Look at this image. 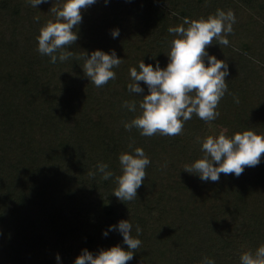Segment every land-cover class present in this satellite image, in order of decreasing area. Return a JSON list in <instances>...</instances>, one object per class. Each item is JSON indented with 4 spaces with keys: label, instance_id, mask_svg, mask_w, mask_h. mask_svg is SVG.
<instances>
[{
    "label": "trees",
    "instance_id": "obj_1",
    "mask_svg": "<svg viewBox=\"0 0 264 264\" xmlns=\"http://www.w3.org/2000/svg\"><path fill=\"white\" fill-rule=\"evenodd\" d=\"M63 2L47 0L34 8L26 0H0V264H74L85 248H127L118 232L103 235L121 219L130 220L131 234L142 242L126 264H200L204 257L240 264L245 244L256 246L255 238H264V202L252 205L248 199L264 190V153L239 177L221 173L219 181L204 182L184 168L204 155L200 141L211 135L210 121L193 113L174 136L126 129L125 122L141 114L143 100L128 91L130 68L138 69L141 60L166 67L176 37L157 28L140 33L147 25L142 13L111 26L107 17L120 13L123 1L99 0L82 10L74 27L78 39L66 46L74 55L53 64L39 53L37 36L56 21L51 9ZM216 3L211 15L231 9L236 16L229 44L214 40L208 47L229 65L225 94L234 101L218 104L217 119L229 136L248 128L264 134V89H253L251 82L264 71V0ZM181 24L178 18L172 22ZM115 28L117 38L111 35ZM96 49H115L122 61L113 69L115 79L102 87L82 69L83 53ZM242 82L250 87L248 96L241 94ZM124 101H135L136 111ZM136 147L151 164L137 196L122 202L113 194L122 174L119 155ZM98 162L114 175L104 180Z\"/></svg>",
    "mask_w": 264,
    "mask_h": 264
},
{
    "label": "clouds",
    "instance_id": "obj_2",
    "mask_svg": "<svg viewBox=\"0 0 264 264\" xmlns=\"http://www.w3.org/2000/svg\"><path fill=\"white\" fill-rule=\"evenodd\" d=\"M26 2L37 8L47 0ZM97 2L64 0L59 10L52 8L51 11L56 13V21H49L40 29L37 36L39 53L49 56L53 64L57 60L64 62L72 57L74 53L66 46L78 39L74 27L82 21V10ZM104 2L107 4L109 0ZM235 22L236 16L231 9L227 12L217 9L214 15L210 14L207 18L184 17L183 24L170 26L168 32L176 38L171 41L170 51L166 53L167 66L162 68L157 61L153 67L141 60L139 70L136 67L130 68L128 91L143 96L139 104L142 112L130 122H125L124 127L129 131L135 127L143 136H152L157 132L174 136L181 133L184 123L192 118L193 113L206 122L215 120L220 115L217 111L219 101L228 91L226 77L229 75V65L225 60L210 54L208 47L214 44V40L215 44L228 45L227 35L232 33ZM111 35L113 38L119 37V28L113 29ZM81 58L84 61V74L97 87L115 79L116 72L113 69L122 62L115 49L110 52L96 49L90 55L85 51ZM141 81L147 86V94ZM123 106L129 111H136L135 101H124ZM200 143L204 155L186 165L184 170L197 175L204 182L219 181L221 173L239 177L246 166L258 165L264 153V134H258L252 129L238 131L231 136L221 131L217 136H207ZM119 161L122 174L116 177L118 186L113 194L122 202L131 201L144 183L146 167L151 164V159L142 147H136L131 153L122 152ZM97 169L103 174L104 180L114 175L107 163L98 162ZM132 228L129 219H121L103 232L105 237L110 231L118 232L127 248L121 244L101 248L98 252L85 248L74 260V264H126L131 261L134 250L142 243L138 236L131 234ZM140 232L141 228L137 226L136 233ZM56 259L58 262L61 260L59 254ZM200 264H215V260L204 257ZM240 264H264V245L259 246L254 253H242Z\"/></svg>",
    "mask_w": 264,
    "mask_h": 264
},
{
    "label": "rangeland",
    "instance_id": "obj_3",
    "mask_svg": "<svg viewBox=\"0 0 264 264\" xmlns=\"http://www.w3.org/2000/svg\"><path fill=\"white\" fill-rule=\"evenodd\" d=\"M121 1H123V4H120L119 6L120 13L114 12L107 17L108 24L111 26H119L122 18L123 21L131 22L135 16H140L142 13V16L145 15L146 17L147 25L141 28L140 33L144 32L146 28L152 30L157 28L168 31V28L172 26V22L175 18L181 19L182 21L184 17H188L189 19H200L201 17L207 18L210 14H212V12H210L211 8L216 6V2H218V0H118V2ZM112 4L114 5L115 2ZM262 41L264 42V40ZM251 82L254 83V85H252L253 89L258 91L264 89V71L262 70L258 72L256 77H253ZM238 87L242 90L241 94H247L246 96L249 95L248 93L250 92V87L248 88L247 83L242 82L238 85ZM227 102L234 103V101L229 100V95L225 94L219 103L227 104ZM261 120H264V117L261 118ZM259 121L260 119H258V122ZM221 131L225 132L226 128L217 118L210 121L211 136H217ZM262 163H264V155L262 156ZM247 167L248 166L245 168ZM256 196L260 200L255 202ZM256 196L252 195L248 198L249 202H253L252 205L264 202V190H262V193H257ZM246 239L248 238H244V240ZM255 244L256 246H253L252 244L248 245V243L245 244L247 252L251 251L254 253L259 246L264 245V238L260 236L256 237Z\"/></svg>",
    "mask_w": 264,
    "mask_h": 264
}]
</instances>
